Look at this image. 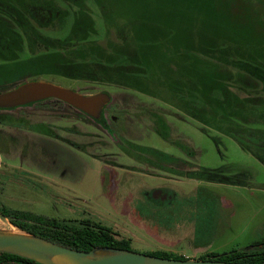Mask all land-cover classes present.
Instances as JSON below:
<instances>
[{
  "label": "rangeland",
  "instance_id": "1",
  "mask_svg": "<svg viewBox=\"0 0 264 264\" xmlns=\"http://www.w3.org/2000/svg\"><path fill=\"white\" fill-rule=\"evenodd\" d=\"M0 28L4 82L43 80L83 94L107 92L105 121L114 131L112 138L61 104L3 111L0 206L70 224L88 218L128 238L140 253L164 250L199 260L211 252L264 249L251 245L264 236V165L232 138L203 132L160 85L163 76L151 77L171 59L180 67L179 59L200 50L204 39L264 32V0H0ZM79 43L85 47L73 53ZM111 50L145 64V89L90 65V54L106 61ZM77 59L87 62L73 66ZM41 122L54 138L38 132ZM178 142L192 148L191 157ZM145 148L197 166L247 169L251 185L182 177L192 163ZM0 229L19 231L1 215Z\"/></svg>",
  "mask_w": 264,
  "mask_h": 264
},
{
  "label": "trees",
  "instance_id": "2",
  "mask_svg": "<svg viewBox=\"0 0 264 264\" xmlns=\"http://www.w3.org/2000/svg\"><path fill=\"white\" fill-rule=\"evenodd\" d=\"M0 29L2 30V28ZM216 37L217 39L215 38L213 41H209L211 37L202 40L200 50L188 51L184 58L179 59L181 65L180 67L177 65V69L176 60L171 59L167 68L163 69V74L157 71L151 74V77L156 81L157 76H163L160 85L163 83L167 86L172 97L178 100L179 108L188 117L198 122L203 132L208 134L213 130L232 138L243 151L250 153L264 165V32L245 36L226 33L225 35L218 34ZM83 46L82 43H79L73 53L83 49ZM111 51L109 52L111 53ZM89 56L93 59V64L90 65L103 68L105 72L112 70L126 81L137 84L138 87L146 88L143 87L145 83L140 82V80L147 79L145 75L149 73L140 57L142 63H132L123 53L115 54L113 51L109 60L106 61L99 59L100 57L97 58L95 55L90 54ZM87 59L89 60V58ZM87 59L83 61L81 59L73 60V66L84 65ZM171 62L174 64V68L171 67ZM139 70L143 72H136ZM5 75V71H0V86H10L0 92L27 81L25 79L15 84H9L10 79L6 82L2 79ZM6 83L8 84L5 85ZM125 86H127L126 83ZM147 94L151 93L147 92ZM44 103L61 104L77 112L80 116L89 118L84 113L56 99L37 101L25 106ZM25 106L0 109V126L5 125L8 119L6 115L2 114L3 111H15ZM106 107L107 105L104 107L100 118L93 121L105 128L109 135L114 138L112 136L114 131L107 126L105 121ZM38 127L39 133L55 137V134L45 123H39ZM156 131L168 139L164 132L159 129ZM213 138L216 143L219 142L218 137L213 136ZM178 143L186 155L191 157L192 148L190 146L184 147L183 144ZM145 151L151 155H162L167 159L183 161L185 165L192 163L153 148H145ZM90 155L98 158L95 153ZM111 164L116 165L115 163ZM192 165L182 171V177L213 183L251 185L252 173L247 169L233 167L230 164L218 168L202 167L193 163ZM0 215L8 219L19 230L38 235L72 249L87 251L94 247L105 246L132 250L128 238L118 237L108 226L93 222L88 218H83L76 224H70L28 211L10 209L4 205L0 206ZM251 245H264V236L255 240ZM146 254L162 258L188 259L182 255H172L164 250L149 251ZM198 259L238 264H264V249H255L254 251L233 249L222 253L211 252ZM12 263L39 264L27 258L0 252V264Z\"/></svg>",
  "mask_w": 264,
  "mask_h": 264
},
{
  "label": "water",
  "instance_id": "3",
  "mask_svg": "<svg viewBox=\"0 0 264 264\" xmlns=\"http://www.w3.org/2000/svg\"><path fill=\"white\" fill-rule=\"evenodd\" d=\"M47 99L59 100L93 120L100 118L111 101L107 92L83 94L43 80H27L0 92V109L25 106ZM0 252L39 264H238L217 260L162 258L133 250L98 246L76 250L22 230L0 229Z\"/></svg>",
  "mask_w": 264,
  "mask_h": 264
}]
</instances>
